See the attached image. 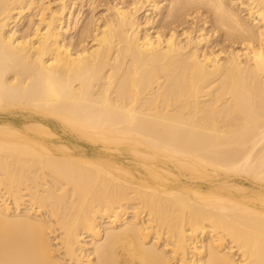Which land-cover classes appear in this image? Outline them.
<instances>
[{
    "label": "bare ground",
    "instance_id": "obj_1",
    "mask_svg": "<svg viewBox=\"0 0 264 264\" xmlns=\"http://www.w3.org/2000/svg\"><path fill=\"white\" fill-rule=\"evenodd\" d=\"M0 264H264V0H0Z\"/></svg>",
    "mask_w": 264,
    "mask_h": 264
}]
</instances>
